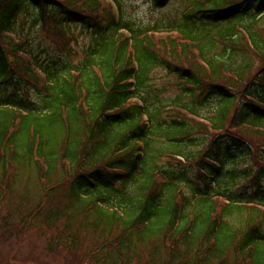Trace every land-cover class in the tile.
Wrapping results in <instances>:
<instances>
[{
    "label": "trees",
    "instance_id": "trees-1",
    "mask_svg": "<svg viewBox=\"0 0 264 264\" xmlns=\"http://www.w3.org/2000/svg\"><path fill=\"white\" fill-rule=\"evenodd\" d=\"M35 29L49 48L33 49ZM157 68L180 84L165 103L145 98ZM24 169L41 198L19 236L37 216L62 221L70 254L100 235L82 264H131L141 251L146 264H264V0H190L147 28L117 0H0L5 193ZM2 225L10 240L16 227Z\"/></svg>",
    "mask_w": 264,
    "mask_h": 264
},
{
    "label": "rangeland",
    "instance_id": "rangeland-1",
    "mask_svg": "<svg viewBox=\"0 0 264 264\" xmlns=\"http://www.w3.org/2000/svg\"><path fill=\"white\" fill-rule=\"evenodd\" d=\"M117 1L120 5L122 18L125 21L133 23L136 27L147 28L159 24L160 22L166 23L180 16L190 0H169L161 7L153 0ZM73 32L76 36L78 45L88 43L90 34L86 33L80 26L73 28ZM29 39L32 41L34 50L46 49L50 46L49 41L38 32V29L31 31ZM78 45H74L77 50L79 48ZM178 81L173 75H168L163 69H154L147 82V92L149 96L146 97L144 95L146 101L151 103H165L175 98L180 93V84ZM30 98L32 101L36 99L35 95L32 94ZM185 150L186 152L197 151L199 147L188 146ZM159 164L164 166L169 164V162L166 159H161ZM170 166L174 168L176 165L171 163ZM190 168H188L190 174H194L196 170L195 167L191 166ZM28 173L27 169L20 170L15 178L19 183L12 188L13 191L11 193L8 192L7 194L5 193L6 191H3L4 189L1 185L2 174L0 172V264H80L85 260V255L93 253V244H102L103 239L100 235L88 237V240L82 242V246L78 248L76 253L70 254L64 249L66 233L63 231L62 221L57 222L55 227L52 226V228H47L42 224L41 216H37L29 226L25 235L19 236V229L23 223L21 217L24 219L25 216L31 213L39 204L41 198V188L38 182L34 179L30 181L26 180ZM227 183L232 186V190L236 194L249 193L251 190L250 183H240V185H238L237 182L236 184H230L229 179ZM22 195L28 198L23 201L24 205L20 202V196ZM64 202L65 201L61 200L60 197L48 203L46 201L44 202L45 206H43L42 213L46 212L47 208L53 205L61 207L64 205ZM5 218L11 223L10 227H16V229L11 232L12 238L10 240H8V238L6 239L2 233L7 230V227L2 225ZM10 227H8V229ZM74 229L75 225H72L70 231ZM57 236H60L59 242H56ZM52 242L53 246L49 249L48 245L52 244ZM55 245L58 246V251L55 249ZM148 255L147 252L141 251L140 259L138 261L132 259L131 264L148 263L146 258ZM89 264H94V261L90 260Z\"/></svg>",
    "mask_w": 264,
    "mask_h": 264
}]
</instances>
